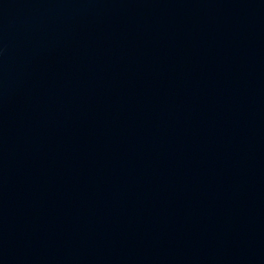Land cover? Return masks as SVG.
Here are the masks:
<instances>
[{
    "label": "water",
    "instance_id": "1",
    "mask_svg": "<svg viewBox=\"0 0 264 264\" xmlns=\"http://www.w3.org/2000/svg\"><path fill=\"white\" fill-rule=\"evenodd\" d=\"M0 264H264V0H0Z\"/></svg>",
    "mask_w": 264,
    "mask_h": 264
}]
</instances>
